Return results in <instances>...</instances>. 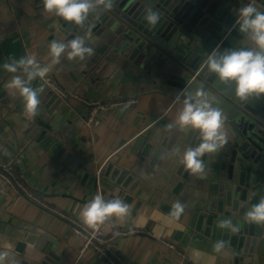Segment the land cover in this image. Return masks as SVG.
Listing matches in <instances>:
<instances>
[{
    "label": "crops",
    "instance_id": "obj_1",
    "mask_svg": "<svg viewBox=\"0 0 264 264\" xmlns=\"http://www.w3.org/2000/svg\"><path fill=\"white\" fill-rule=\"evenodd\" d=\"M42 9L41 0H0V25L5 32L19 36L26 55H35L38 62L47 65L50 62V41L71 38L60 28H54L57 21L53 25L48 24L55 15ZM86 69L87 61H68L61 57V62L49 74L66 88L93 100L133 102L100 112L91 129L85 125V105L73 100L62 101L40 79L33 81L34 88H44L40 104L58 106L57 112L64 116L62 123L70 124L65 146L55 152L48 146H40L36 138L29 137L33 124L23 114L22 97L18 91L7 87L12 75L22 73H9L0 81L3 92L16 102L0 110V171H13L14 178L23 179L40 201L82 224L79 212L97 194V172L103 168L102 182L111 186L102 188L105 199H121V189L115 185L112 174L120 167L132 168L138 172L141 184L131 193L134 199L129 204L130 216L123 223L113 218L101 225L109 234L136 231L117 239L118 250L129 264H184L186 261L190 264H231L224 258L227 255L225 249L217 254L212 247L215 242H198L197 232L186 224L189 211L202 210L219 193L222 170L218 158L223 149L231 151L233 147L230 132L223 127L228 143L205 161L203 174L189 175L185 172L180 178V166L183 167L180 157L185 137L192 133L193 145L198 133L178 128L172 132L163 131L161 127L169 126L183 107L182 99L179 106H174L181 93L166 86L162 77L127 81L128 77L123 81L118 76L119 80L112 81V76H109L111 79L93 80L85 74ZM177 69L179 67L175 66L174 70ZM168 76L175 78L174 75ZM170 111L172 119L164 120ZM62 123L57 124L58 128H62ZM178 130L180 136L173 141ZM140 136L149 142H154L157 136L161 138L156 148L164 151L154 165L153 154L142 160L141 153L135 152ZM8 144L17 150V156L10 152ZM174 148L179 149L178 154H173ZM111 163L115 169L105 178ZM178 200L185 203V211L176 220L163 211V206L171 207ZM138 203L141 205L137 210ZM28 229L46 234L55 240L57 246L46 242L42 243L41 249L27 245L23 254H17V244L22 242ZM73 230L67 219L44 208L38 200L15 193L7 179L0 178V251H7L18 264L21 259H28L33 264H76L83 239ZM162 239L173 242L177 249L165 246L160 241ZM40 241L39 238L38 244ZM179 252L186 256V261ZM85 255L89 264H110L93 248L87 249ZM253 264H264V235L256 247Z\"/></svg>",
    "mask_w": 264,
    "mask_h": 264
},
{
    "label": "water",
    "instance_id": "obj_2",
    "mask_svg": "<svg viewBox=\"0 0 264 264\" xmlns=\"http://www.w3.org/2000/svg\"><path fill=\"white\" fill-rule=\"evenodd\" d=\"M248 3H253V0H115L110 11L98 9L92 13L83 28L56 16L48 23L53 25L57 21L54 28H60L70 38L89 33L88 46L94 49V55L86 60L85 74L93 80L109 76H112V81L119 80L118 76L123 81L128 77L127 81L162 77L166 86L181 93L182 100L189 92L203 90L207 101L220 108L224 114V126L232 135L233 147L231 151L223 149L218 158L222 170L219 193L202 210L189 211L186 224L197 232L196 240L202 244L209 240H224L227 252L224 258L231 264H253L256 247L264 235V227L249 224L243 219L248 208L264 199V96L245 101L238 99L235 85L222 83L207 70L204 62L209 52L217 47L223 51L225 48L250 46L236 25L238 9ZM255 6L264 10V0H255ZM147 9L160 13L155 26L144 19ZM24 56L19 36L5 32L0 25V65L9 58L19 60ZM175 66L179 69L174 70ZM7 74L0 69V81ZM168 74L175 78H169ZM11 103L16 104L0 86V110ZM57 111L58 106L40 104L38 114L31 119L33 126L29 134L30 138L37 139L40 146H48L53 152L65 146L64 140L68 139L70 128L68 122L62 123L64 116ZM172 116L170 111L163 119L170 121ZM61 123L62 128H58L57 124ZM161 129L172 132L176 127L169 130L165 125ZM178 135L179 130L173 141L178 139ZM158 137L149 142L140 136L135 144V152L141 153L142 160L153 154V165L164 151L156 148L157 141L161 140ZM193 140L194 135L189 132L182 152L198 143L196 140L192 145ZM7 147L17 156L16 149L9 144ZM211 156L215 153L205 155L204 161ZM114 169V164H109L105 178ZM180 171L178 177L181 178L186 171L181 166ZM112 175L115 185L121 189V199L130 204L134 199L131 193L141 184L138 172L124 166ZM103 186L111 188L108 182H103ZM140 205L137 204V210ZM170 210V206H163V211L169 213ZM222 218L231 219L239 231L231 233L219 229L216 222ZM26 233L22 242L17 244V254H23L27 245L38 249L43 247V242L57 246L55 240L36 229H28ZM19 264L33 263L21 259Z\"/></svg>",
    "mask_w": 264,
    "mask_h": 264
},
{
    "label": "clouds",
    "instance_id": "obj_3",
    "mask_svg": "<svg viewBox=\"0 0 264 264\" xmlns=\"http://www.w3.org/2000/svg\"><path fill=\"white\" fill-rule=\"evenodd\" d=\"M43 12L54 14L63 21L81 28L92 13L98 9L110 11L115 0H41ZM144 19L155 26L160 20V13L147 9ZM236 25L250 46L219 48L209 52L205 60L207 70L215 74L222 83L234 84L235 95L245 101L251 97L264 96V10H259L253 3L245 4L237 12ZM88 35H76L67 41L53 39L48 45L50 62L42 65L35 55H26L19 60L9 58L0 65V69L12 75L7 87L18 91L23 101V114L27 119H33L40 106V96L43 87L34 88L32 82L45 79L53 67L61 62V57L68 61L83 62L94 55V49L88 46ZM190 129L198 133V143L188 146L180 157V163L189 175H201L205 172L203 157L207 154L218 153L227 143L226 133L223 131L224 117L218 107L207 101V94L203 90L189 92L183 100V107L179 110L175 120L169 124L171 130ZM173 154L179 149L174 148ZM130 205L120 198L105 199L103 194L97 193L79 212L80 220L86 229L95 230L99 225L111 221L113 218L121 223L130 216ZM185 211V203L181 201L171 205L169 216L179 220ZM245 222L264 227V199L248 208L243 216ZM221 230L231 233L239 231L231 219L222 218L216 222ZM226 246L224 240L216 241L212 247L217 254ZM0 264H18L10 258L7 251H0Z\"/></svg>",
    "mask_w": 264,
    "mask_h": 264
},
{
    "label": "built area",
    "instance_id": "obj_4",
    "mask_svg": "<svg viewBox=\"0 0 264 264\" xmlns=\"http://www.w3.org/2000/svg\"><path fill=\"white\" fill-rule=\"evenodd\" d=\"M40 81L45 86H47L53 93L57 94V96L62 101L73 100L85 105L87 107V116L85 119V125L91 129L93 128L95 118L98 116L100 112L113 110L118 106L133 102L132 100H109V101L93 100L87 96L81 95L76 90L73 89L71 90L61 85L56 81L54 76H52L51 74H48L46 78L43 80L40 79ZM180 104H181V95H179L175 99L174 106H179ZM103 173H104L103 168H101L97 172V177H96V183H97L96 190L97 193H101V194H103L102 191ZM2 177L7 179V181L9 182L10 186L12 187L15 193H23L31 198L38 200L41 206L48 209L49 211H52L62 216L73 225V229H74L73 231L79 236H81L83 239V246L81 247L80 252L78 254L76 264H89L85 255L86 250L89 248H93L100 256H102L110 264H129V262L123 256V254L118 250L117 239L120 236H127L129 234H133L136 232L135 230H129L127 232L118 231L114 234H109L104 230L103 226L101 225H99L95 230L86 229L83 226V224H81L77 220L68 216L67 217L64 216L59 210L40 201L31 191V189L28 187V185L23 179L14 178L13 171L10 170L7 173L0 171V178ZM160 241L169 248H172L174 250L177 249V246L173 242L167 239H162ZM179 254L186 261V256L182 252H179ZM184 264H190V263L186 261V263L184 262Z\"/></svg>",
    "mask_w": 264,
    "mask_h": 264
}]
</instances>
